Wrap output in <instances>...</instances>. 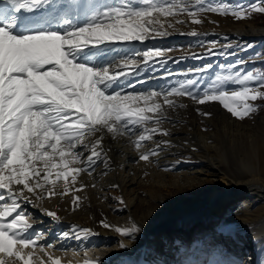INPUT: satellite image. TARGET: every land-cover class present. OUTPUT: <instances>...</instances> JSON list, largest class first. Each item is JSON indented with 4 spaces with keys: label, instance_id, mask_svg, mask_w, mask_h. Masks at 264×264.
Returning a JSON list of instances; mask_svg holds the SVG:
<instances>
[{
    "label": "snow or ice",
    "instance_id": "snow-or-ice-1",
    "mask_svg": "<svg viewBox=\"0 0 264 264\" xmlns=\"http://www.w3.org/2000/svg\"><path fill=\"white\" fill-rule=\"evenodd\" d=\"M206 13L239 21L264 14V0L236 6L222 0H0V264H61L52 253L67 249H57L55 242L40 243L45 234L33 229L23 206L83 191L87 185L77 186L82 173L93 177L101 162L109 167L106 137H126L139 161L146 163L175 147L170 140H160L141 151L154 137L171 135L163 127L172 123L168 113L185 107L171 98L187 97L199 105L219 102L241 121L259 111L255 102L264 101V68L245 70L244 59L221 66L205 84L200 81L212 64L183 74L168 72L166 80L179 75L184 79L159 89H137L146 81L133 82L146 68L166 65L168 53L176 51L134 49L136 42L173 33L200 37L195 29L183 32L177 25H200ZM218 43L207 42L208 51L191 58L236 54L216 50ZM79 201L74 196V210ZM119 204L125 205L123 198ZM46 215L59 220L55 212ZM114 230L131 237L139 228ZM73 235L82 241L96 233L73 229ZM73 235L62 232L59 238Z\"/></svg>",
    "mask_w": 264,
    "mask_h": 264
},
{
    "label": "rangeland",
    "instance_id": "rangeland-1",
    "mask_svg": "<svg viewBox=\"0 0 264 264\" xmlns=\"http://www.w3.org/2000/svg\"><path fill=\"white\" fill-rule=\"evenodd\" d=\"M205 2H211V0H205ZM222 2H226L230 6H236L240 4L249 5L256 2V0H222ZM202 19L204 22L200 25H192L188 22L185 25H177V28L183 32L195 29L201 33L200 38L204 39L203 45L202 43H195V39H199V37L177 33H173L177 37L163 45L158 42L156 47L161 49L174 48L176 51L168 53L171 59L166 65H155L154 70L158 71H156L157 78L150 80L153 84L148 86L147 89H159L169 84L174 85L177 81L184 79L183 75H179L166 80L163 77L168 72L183 74L189 69H195L206 64H212L213 68L205 74L204 80L200 81L201 84L211 82L212 78L221 72V66L233 64L238 59L246 61V64L241 66L245 70L264 68V35L255 34L246 37L241 33V31L248 32L251 29L264 30V14L253 13L250 18L237 21L232 15L223 16L206 13ZM210 41L219 42L216 50L229 53L235 52L236 54L227 57L214 55L211 57L205 56L204 59L191 58L193 54L203 56L208 51L206 45ZM225 45H231V47L225 48L223 47ZM248 45H252V47L247 51H243ZM182 57L184 59L181 62H173ZM135 78L137 77H134L133 82ZM229 87L234 86L229 85ZM171 99L185 105L183 108L170 110L168 113L172 123H166L163 127L168 129L171 135L168 137L158 135L154 137L153 141L145 142L147 148L145 150H148L152 143L165 138H189L182 145L171 142L175 147L166 148L161 152V154L171 152L167 158L161 157L160 154L159 157L151 158L153 161L151 164L142 165L140 163L145 162L139 161L138 154L135 162L121 170L118 169L122 171V176H125L124 185L126 190L124 192L114 184L112 186L109 183H103V178L109 174L107 173L101 177L102 180L98 179L97 182L93 181L91 184H85L77 180V186L80 183L87 185L83 191L70 192L63 197L56 196L38 201L36 207L28 205L30 211L35 212L37 209H44L45 212H55L59 217V221L65 226L64 228L67 227L66 229H68L70 223L82 221L86 225L90 224L97 235L101 236L103 231H106L110 235L116 236L118 233L114 229L117 227L130 228L135 225L140 228V226H146V223L143 222L144 215L152 216V218H149L151 221V219L159 218V214L164 210L173 211L177 203L188 204L189 207L199 205L200 216L206 218L208 226L218 230L216 235H212L210 251L204 256H209L210 259V255L215 252L217 255L214 256L213 254V257H215L214 262L219 256L223 257L225 255L223 258H229L228 255L232 251L234 254L231 257L232 263H239L241 259L240 250L244 247L242 244L246 245V240L252 238V233L241 231L239 226L243 224V221L258 223V221L264 220V101H256L255 103L260 105L259 111L253 114L251 118L241 121L227 112L219 102L199 105L187 97H174ZM200 112L210 113V116L200 115ZM173 123L175 126H173ZM204 129H207V131ZM103 145H107L106 140H104ZM129 145L131 148L128 153H137L135 147L131 143ZM202 146H205V149ZM141 151H144V148ZM178 161L180 162L177 163ZM243 163L259 168L260 174L257 187H253L251 193L237 194L238 190L234 189L228 193L229 200L222 203L221 207L217 206L216 203H206L203 200L204 194L209 195L212 192L220 191L217 187L219 186L221 173L226 174L235 182L240 181L248 186L254 184L251 174L243 168ZM97 169L98 164L94 175ZM93 184L96 186L92 187ZM74 196L80 197L78 207L75 210L72 203ZM119 198L124 199V206L119 204ZM128 198H134V204L130 210L126 204ZM135 206L138 208H134ZM41 215H31L32 221L38 224L43 220L38 218ZM46 217L51 222L54 221L48 215ZM192 220L193 218L184 223L185 220L183 219L180 220L181 224L179 226H174L168 218L164 219L161 222L164 226L157 231L155 243L153 244L157 247V252L164 250L168 254L170 249L167 245L164 246L167 248L166 252L165 248L162 247L163 242L167 239L171 241L174 233L178 232L175 236L179 237L183 235L182 228ZM51 222L45 224V229L41 231L50 236V238H47L49 241L57 243L62 239L58 236L59 232L53 233V228H50L53 225ZM223 222L225 225H223ZM103 223H107L111 227L104 228ZM70 231L73 230L70 229ZM201 232L211 233L210 229H204ZM167 234L170 238H167ZM141 236L140 231H138L131 237H127V241L132 246H136L142 241ZM194 239V242H198V239L195 237ZM160 240L163 241L160 242ZM189 241H191L190 238ZM213 241H217V243H213ZM158 243L160 248L157 245ZM230 243L237 245V248L232 245L230 247ZM225 247L231 249L227 251ZM183 251L187 252L185 250L181 252ZM178 252H173L171 245V253L178 254ZM242 253L244 256L248 254V252L244 254L243 251ZM128 255V253H125L121 257H117L113 264H131ZM235 255H237L236 258H234ZM185 256L187 257L186 254ZM100 263L98 261L96 264ZM202 264H205V262H202ZM210 264H212L211 261Z\"/></svg>",
    "mask_w": 264,
    "mask_h": 264
},
{
    "label": "bare ground",
    "instance_id": "bare-ground-1",
    "mask_svg": "<svg viewBox=\"0 0 264 264\" xmlns=\"http://www.w3.org/2000/svg\"><path fill=\"white\" fill-rule=\"evenodd\" d=\"M241 33L242 35L246 37L255 35V34L263 36L264 30L259 31L256 29H251V31H248V32L241 31ZM175 37L177 36H175V34H172L168 37L157 38L155 40L146 41L144 43L136 42L134 44V48L143 49L145 46L156 47V45H158V42H161V44L163 45L167 41L172 40ZM203 40H204L203 38L199 37V39H195V43L197 42L201 43V41ZM128 50H129L128 48L124 49V51H128ZM117 51H119V49H117ZM157 59H160V58H157ZM129 67L131 68L132 66H129ZM156 71L157 70H154V68L153 69L146 68V70L139 77L135 78V80L143 79L146 81V83L144 84H138L137 89H145L148 86H151L153 82L151 83L150 77H154V76L156 77L157 72H158ZM105 140L107 142V145H103V147L107 151L108 156L110 158L109 167L106 169L103 163L101 162L98 164V169L93 177H88L87 174L82 173L80 177L78 178V180L85 184H91L93 181L97 182L98 179H101V177H103V175H106L107 173H109L105 178H103V183H109L112 186L114 184L119 190L124 192L126 190L125 185H124L125 176L124 175L122 176V171H119V170L135 162L138 153H135V154L130 153V152L128 153V150H130L131 148V146L129 145L131 142L126 137H119V138H116L115 140L112 139L111 137H106ZM164 140H170L173 143H179L180 145H182L186 140H189V138L188 137L178 138V139L165 138ZM154 147H155V143H152L149 146L150 149ZM202 148L205 149V146H202ZM145 149L147 148L145 147L144 151H146ZM169 154H171V152L163 153L161 154V157L167 158ZM140 164L146 165V164H151V163L145 162V163H140ZM250 165H246L245 163H243V168L246 170V172L251 174L252 181L254 182V184L248 186L246 185V183H243L240 181L235 182L232 179H230L226 174L221 173L219 186L217 187L218 189H220V191L212 192L209 195L204 194L203 200L208 204L216 203L217 206L221 207L222 203L229 200V197H227L228 193L233 191L234 189L238 190L236 192L237 194L251 193L253 191L252 190L253 187H257V183L259 180L258 176L260 174V171L258 167H255L252 165L250 166ZM222 195H225V196H222ZM133 201H134V198H130V199L128 198V201L126 204L129 210L132 208L134 204ZM23 207L26 208L28 215H30L29 222L33 224V229L34 230L45 229L46 227L45 224H48L47 223L48 218L46 217L47 215H46L45 210L37 209L35 210V212H32L28 208V205H24ZM134 208H138V207L135 206ZM177 209L179 210L176 211ZM209 211L211 212L210 208H209ZM39 214H42V215L39 216L38 218H41L43 220L39 222L38 224H36L34 221H32L33 218H31V215L37 216ZM159 215H160L159 218L151 219V221L149 220V218H152V216L144 215L143 222L146 223V226H140L139 231L142 235L141 236L142 241L136 246H132L131 244H129V242L127 241L128 239L127 237L122 236L119 233L116 236L113 234L110 235L106 231H103V234L101 236L96 234L82 241L77 240L75 239L73 235V231H70V229L73 230L75 228L81 227L85 229H90L93 233H96V231L93 229V227H91L90 224L86 225L82 221L77 222V223L76 222L70 223L71 226H69L68 229H66L67 227L64 228L65 226L59 220L53 221L51 222L53 225L50 226V228H53L54 230L53 233L59 232L58 236L60 237V234L62 232H69L70 235H73V238L71 239L61 238L62 239L61 241L55 243L56 248L57 249H61V248L67 249V251H62V252L54 251L52 254L54 258L59 259L61 261V264H85V261H88L89 264H96V263L90 262L96 257H100L103 261V264H111L117 257H121L125 253H128L129 254L128 256H130L131 259L136 262V264H144L148 254H152L154 252V249L149 248V243L151 241L155 243L157 231L161 227L164 226L161 224V222L164 219L168 218L170 221L173 222L174 226H179L181 224L180 220L182 221L184 219L185 220L184 223H187L189 222L191 218L201 217L199 205H195V206L192 205L191 207H189L188 204L182 205L181 203H177L176 208L173 211H169L167 209V210L162 211ZM223 225H225L224 222H223ZM239 229L241 231H246L247 233H250V234L252 233L251 235L254 241V246H251V249H248V254L245 256L243 255V258L241 257L239 263H236V264H264V220H262L261 222L258 221V223L257 222L248 223V221L247 222L243 221V224L239 226ZM168 235L169 234H167V238H170ZM207 236L208 235H206V237ZM47 238H50V236L46 234L44 237V240L40 241V243L53 242V241H49V239ZM211 238H213V236L207 237L203 246L199 248L193 249L189 244V247L186 246L184 248L185 251L187 252H184V251L178 252L177 250L178 254L176 253L177 254L176 257H175V254L171 253L170 240L167 239L165 242H163L164 245L162 244L163 245L162 247L165 248L167 252V248L164 247L167 245V247L170 249V252L167 254L165 253L164 250H159L158 258H160V261H162L163 264H202V262H205V264L207 263L210 264L209 256L205 257L204 254L206 255L210 251L209 247L211 246V243H212ZM197 241L201 243V240L198 239ZM188 243H191V241H189ZM121 244L125 246L121 247ZM231 245L237 248V245H235L234 243H230V247ZM154 247L156 246L154 245ZM230 249L231 248H226L227 251H229ZM173 250H174V247H173ZM189 250L190 252H188ZM194 251H196V254L192 256V261L194 263H186L185 260L188 258V255H190ZM185 254L187 255V257L185 256ZM213 254L214 256L217 255L215 252H213ZM213 254L210 255V261L212 262V264H233L232 263L233 260L231 257H233L234 254L232 253V251L228 255L230 257L229 258L226 257V259L228 258L227 260L223 258L225 257L224 255L223 257L219 256V258L213 262L215 258L213 257ZM236 256L237 255H235L234 258H236ZM204 257L206 258V260ZM248 257H250V259Z\"/></svg>",
    "mask_w": 264,
    "mask_h": 264
}]
</instances>
